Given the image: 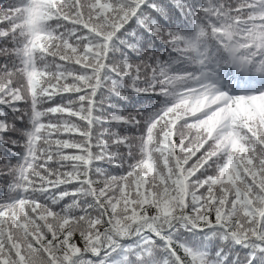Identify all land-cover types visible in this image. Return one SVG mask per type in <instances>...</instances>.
<instances>
[{"label": "snow or ice", "instance_id": "obj_1", "mask_svg": "<svg viewBox=\"0 0 264 264\" xmlns=\"http://www.w3.org/2000/svg\"><path fill=\"white\" fill-rule=\"evenodd\" d=\"M0 264H264V0H0Z\"/></svg>", "mask_w": 264, "mask_h": 264}]
</instances>
